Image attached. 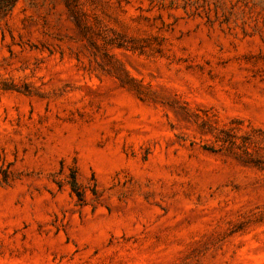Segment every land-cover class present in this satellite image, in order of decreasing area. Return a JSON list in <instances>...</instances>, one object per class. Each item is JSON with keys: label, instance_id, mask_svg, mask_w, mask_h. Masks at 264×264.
<instances>
[{"label": "rangeland", "instance_id": "rangeland-1", "mask_svg": "<svg viewBox=\"0 0 264 264\" xmlns=\"http://www.w3.org/2000/svg\"><path fill=\"white\" fill-rule=\"evenodd\" d=\"M71 7L0 14V264H264V0Z\"/></svg>", "mask_w": 264, "mask_h": 264}, {"label": "trees", "instance_id": "trees-1", "mask_svg": "<svg viewBox=\"0 0 264 264\" xmlns=\"http://www.w3.org/2000/svg\"><path fill=\"white\" fill-rule=\"evenodd\" d=\"M64 1L66 4V7L71 12V17H72L75 25L77 27H80L81 23H80V20L78 19L77 15H76V12L72 11L71 0H64ZM72 1H74V0H72ZM13 2H14V0H0V14L7 12L12 7ZM228 142H229V144L234 145L233 141L228 140ZM251 162H253V164H257L256 161H251ZM69 185H70L72 192L75 194V196L78 199H80V192H79L78 185H77V182H76L74 175L71 176V179L69 181Z\"/></svg>", "mask_w": 264, "mask_h": 264}]
</instances>
